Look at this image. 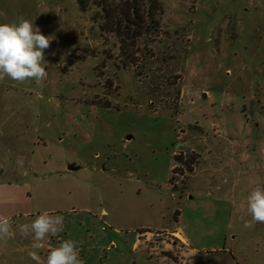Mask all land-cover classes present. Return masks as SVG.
I'll return each mask as SVG.
<instances>
[{
	"label": "rangeland",
	"instance_id": "rangeland-1",
	"mask_svg": "<svg viewBox=\"0 0 264 264\" xmlns=\"http://www.w3.org/2000/svg\"><path fill=\"white\" fill-rule=\"evenodd\" d=\"M118 1L0 0V23L53 38L45 80H0V264H37L19 228L45 210L64 224L40 264L68 238L85 264H264V224L244 227L264 187V0H159L130 33Z\"/></svg>",
	"mask_w": 264,
	"mask_h": 264
},
{
	"label": "clouds",
	"instance_id": "clouds-1",
	"mask_svg": "<svg viewBox=\"0 0 264 264\" xmlns=\"http://www.w3.org/2000/svg\"><path fill=\"white\" fill-rule=\"evenodd\" d=\"M53 38L44 35L35 23L19 17L12 23H0V80L5 77L23 84L26 81L42 82L48 76L45 66V50ZM18 167L24 160L17 158ZM247 212L251 219L245 221L246 229L255 224H264V187L254 186L246 197ZM64 217L47 210L40 212L29 223L20 225L19 231L24 238H31L33 251L31 259L40 264L38 250L45 248L46 239L56 236L63 230ZM13 220L10 216L0 215V241L14 238ZM45 264H85L80 256L78 242L68 238L48 250Z\"/></svg>",
	"mask_w": 264,
	"mask_h": 264
},
{
	"label": "trees",
	"instance_id": "trees-1",
	"mask_svg": "<svg viewBox=\"0 0 264 264\" xmlns=\"http://www.w3.org/2000/svg\"><path fill=\"white\" fill-rule=\"evenodd\" d=\"M116 3V2H115ZM102 8L108 12L106 6L110 5L105 2ZM121 16H116L115 26L117 29L123 28L127 33L135 28L150 30L155 24L158 25L159 21L156 16V11L161 13L163 10L162 3L159 0H119L114 7ZM111 18V15L108 16ZM118 17H123L118 19ZM113 21V22H114ZM176 157V156H175Z\"/></svg>",
	"mask_w": 264,
	"mask_h": 264
},
{
	"label": "water",
	"instance_id": "water-1",
	"mask_svg": "<svg viewBox=\"0 0 264 264\" xmlns=\"http://www.w3.org/2000/svg\"><path fill=\"white\" fill-rule=\"evenodd\" d=\"M80 167H81V165L77 164L76 162L69 163V164L67 165V168H68L69 170H75V169H78V168H80Z\"/></svg>",
	"mask_w": 264,
	"mask_h": 264
},
{
	"label": "crops",
	"instance_id": "crops-1",
	"mask_svg": "<svg viewBox=\"0 0 264 264\" xmlns=\"http://www.w3.org/2000/svg\"><path fill=\"white\" fill-rule=\"evenodd\" d=\"M181 235L184 237V235L182 233H181ZM183 239L186 241V238L185 237Z\"/></svg>",
	"mask_w": 264,
	"mask_h": 264
},
{
	"label": "bare ground",
	"instance_id": "bare-ground-1",
	"mask_svg": "<svg viewBox=\"0 0 264 264\" xmlns=\"http://www.w3.org/2000/svg\"><path fill=\"white\" fill-rule=\"evenodd\" d=\"M181 235V234H180ZM182 236V235H181Z\"/></svg>",
	"mask_w": 264,
	"mask_h": 264
}]
</instances>
